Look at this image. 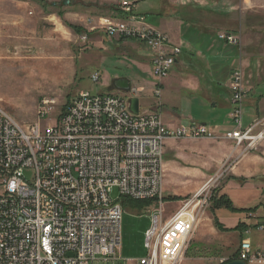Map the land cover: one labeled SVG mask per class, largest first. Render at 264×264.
Instances as JSON below:
<instances>
[{
    "label": "built area",
    "instance_id": "1",
    "mask_svg": "<svg viewBox=\"0 0 264 264\" xmlns=\"http://www.w3.org/2000/svg\"><path fill=\"white\" fill-rule=\"evenodd\" d=\"M122 12L124 20L105 19L104 34L147 48L157 85L154 94L161 99L160 88L182 50L136 14L133 4L123 3ZM218 37L229 45L241 43L230 33ZM88 39L89 33L83 32L81 40ZM100 79V72L91 76L94 84ZM230 89L233 129L223 138L244 147L243 152L255 150L264 141V117L243 125L247 92L241 70L234 73ZM137 93L134 88L119 93L79 91L46 125L40 121L53 114L57 101L44 97L38 105L39 121L26 128L0 101V264L120 260L124 210L120 199L111 197L115 188L121 198L151 202L152 224L145 233L148 254L137 264L184 263L211 205L214 178L169 215L163 192L166 142L219 138L206 124L168 128L156 112L134 114L130 105ZM231 158L223 168L231 169ZM248 218L256 216L248 213ZM255 228L264 231L258 221ZM237 260L264 264V245L242 239Z\"/></svg>",
    "mask_w": 264,
    "mask_h": 264
},
{
    "label": "rangeland",
    "instance_id": "2",
    "mask_svg": "<svg viewBox=\"0 0 264 264\" xmlns=\"http://www.w3.org/2000/svg\"><path fill=\"white\" fill-rule=\"evenodd\" d=\"M175 1L183 5L181 0ZM125 2L136 3L138 12L148 16L146 23L151 25L159 19L152 12L162 10L160 0H0L2 107L26 128L39 121L37 111L40 100L44 97L54 98L57 105L53 114L40 121L43 125L52 124L79 91L93 94L111 92L115 90L113 85L118 78L128 75L132 78V85L142 89L137 94L141 113H152L150 108L153 104L159 105V99L154 94L156 81L151 71L139 70L136 63L140 62L133 59L135 55H129L131 50L138 52L136 48L131 49L138 42L129 40L127 44L132 45L130 47L118 39L107 37L103 31L106 17L115 16L113 11L118 8L121 12ZM187 8L190 19H198L205 25L209 23L219 32L239 35V46L228 45L218 38H207L218 48L227 51L230 57L239 56V49L245 54L247 49L252 54L249 75H253V78L249 81L251 84L259 83L253 95H264V0H188ZM70 25L83 31L76 33ZM94 27L97 29L93 30ZM83 32L89 33L87 43L81 41ZM199 33L198 27L189 26L184 27L182 36L186 44L195 46ZM207 38L206 43H200L201 46L209 43ZM147 51L142 47L138 54L146 56ZM95 72L101 73L98 84L91 81ZM166 86L164 88L162 84L160 88L162 101L169 97ZM229 164L231 169L222 167L214 177L211 185L213 197L218 196L229 179L235 165L234 159L231 158ZM111 197L113 200L120 199L124 210L122 243L118 253L121 259L110 262L98 259L93 264H137L148 254L145 233L152 224L149 207L144 208L121 198L117 188L113 189ZM177 205H170L168 209L174 211ZM213 215L212 199L183 264H223L238 253L240 241L244 238H250L256 247L264 245V231L254 228L250 234L244 233L240 238L216 227Z\"/></svg>",
    "mask_w": 264,
    "mask_h": 264
},
{
    "label": "crops",
    "instance_id": "3",
    "mask_svg": "<svg viewBox=\"0 0 264 264\" xmlns=\"http://www.w3.org/2000/svg\"><path fill=\"white\" fill-rule=\"evenodd\" d=\"M160 2L162 10L152 12L159 19H156L151 26L168 35L171 45L180 47L182 52L163 83L164 88L168 85L170 92L168 99L165 101L159 99V105L155 103L150 109L153 113L161 115L168 128L194 123L206 124L219 138L169 139L166 142L163 192L167 193V196H164V199H167V207L178 204L174 211L168 209V214L174 213L181 206L182 201L198 193L215 177L231 156L235 165L217 196V199L224 198L228 201L231 208L214 209L213 216L214 221L217 219L224 229L243 238L248 229L255 228L257 221L263 224L262 220H264V143L256 150L246 153L243 152V148L236 147L233 142L223 137L227 131L233 129L234 107L230 85L235 71H242L247 92L243 125L248 127L256 119L264 117V95L254 96L259 83L251 84L249 81L253 78V75H249L252 54L247 49L245 54L239 49V56L230 57L227 51L218 48L207 37L219 39L218 35L222 32L209 23L205 25L198 19L187 17L188 0H181L185 6L175 0H160ZM130 4H134L136 14L148 20V16L143 12H138L139 7L136 3ZM113 15L115 16L106 18L124 20L127 17L119 11V8L113 11ZM189 26L198 27L201 32L195 38L197 42L195 46L186 44L182 36L184 27ZM228 33L239 36L233 32ZM206 38L209 43L205 47L201 46L200 43H206ZM128 41L124 40L122 43L132 47L127 44ZM142 47L147 51V48L139 42L131 49L136 48L139 52ZM138 52L131 50L129 55H135L136 58L133 59L140 62V64L136 63L139 70L152 73L150 53L147 51L146 56H141ZM256 76L258 80L259 75ZM118 79H126L130 82L131 88L136 89L138 93L142 91L132 85V78L128 75ZM109 89L111 91V88ZM248 213H254L256 219L248 218Z\"/></svg>",
    "mask_w": 264,
    "mask_h": 264
},
{
    "label": "trees",
    "instance_id": "4",
    "mask_svg": "<svg viewBox=\"0 0 264 264\" xmlns=\"http://www.w3.org/2000/svg\"><path fill=\"white\" fill-rule=\"evenodd\" d=\"M71 28L74 29V31L76 33H81L83 31V29H81L80 27H76V26H73V25H70ZM124 41V40H122ZM66 108V107H65ZM125 199V198H124ZM126 200H129V201H133L135 202L136 204H139V206H142V207H148L149 205H151V202L149 201H134V200H130V199H126ZM221 207H227V208H231V205L228 201H226L224 198H219L217 199V197H213V209H219ZM251 212V211H250ZM253 212V211H252ZM215 225L216 227H218L219 229L221 230H224L226 231V229H224L220 224H219V221L217 219H215ZM233 260H237V254H235L230 260L226 261L225 263L223 264H227Z\"/></svg>",
    "mask_w": 264,
    "mask_h": 264
},
{
    "label": "water",
    "instance_id": "5",
    "mask_svg": "<svg viewBox=\"0 0 264 264\" xmlns=\"http://www.w3.org/2000/svg\"><path fill=\"white\" fill-rule=\"evenodd\" d=\"M66 4L68 1L65 2ZM116 89L119 91H129L131 89V84L128 80L126 79H119L115 83ZM131 111L138 115L140 113V100L137 97H133L131 99V105H130ZM227 264H246L244 261L241 260H233Z\"/></svg>",
    "mask_w": 264,
    "mask_h": 264
},
{
    "label": "bare ground",
    "instance_id": "6",
    "mask_svg": "<svg viewBox=\"0 0 264 264\" xmlns=\"http://www.w3.org/2000/svg\"><path fill=\"white\" fill-rule=\"evenodd\" d=\"M81 41H82V40H81ZM88 41H89V39H88ZM88 41H86V42H83V41H82V42H83V43H87ZM88 92H90V91H88ZM90 93H91V92H90ZM92 94H93V93H92Z\"/></svg>",
    "mask_w": 264,
    "mask_h": 264
},
{
    "label": "flooded vegetation",
    "instance_id": "7",
    "mask_svg": "<svg viewBox=\"0 0 264 264\" xmlns=\"http://www.w3.org/2000/svg\"><path fill=\"white\" fill-rule=\"evenodd\" d=\"M113 88H114L115 90H117V89H116V85H115V84L113 85Z\"/></svg>",
    "mask_w": 264,
    "mask_h": 264
}]
</instances>
